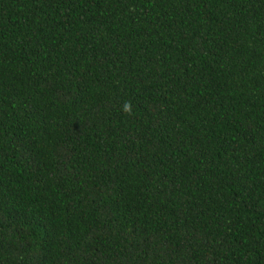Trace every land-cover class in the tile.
I'll return each instance as SVG.
<instances>
[{
    "label": "trees",
    "instance_id": "1",
    "mask_svg": "<svg viewBox=\"0 0 264 264\" xmlns=\"http://www.w3.org/2000/svg\"><path fill=\"white\" fill-rule=\"evenodd\" d=\"M0 264H264V0H0Z\"/></svg>",
    "mask_w": 264,
    "mask_h": 264
},
{
    "label": "clouds",
    "instance_id": "2",
    "mask_svg": "<svg viewBox=\"0 0 264 264\" xmlns=\"http://www.w3.org/2000/svg\"><path fill=\"white\" fill-rule=\"evenodd\" d=\"M124 111L126 113H129L130 114L131 113V107H130V105H126Z\"/></svg>",
    "mask_w": 264,
    "mask_h": 264
}]
</instances>
